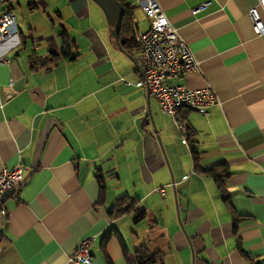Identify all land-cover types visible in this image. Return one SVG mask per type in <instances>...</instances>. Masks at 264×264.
Returning a JSON list of instances; mask_svg holds the SVG:
<instances>
[{
  "label": "crops",
  "instance_id": "0c3cea01",
  "mask_svg": "<svg viewBox=\"0 0 264 264\" xmlns=\"http://www.w3.org/2000/svg\"><path fill=\"white\" fill-rule=\"evenodd\" d=\"M140 1L125 3L145 30ZM158 1L199 62L182 82L220 99L207 115L182 114L200 166L226 165L225 192L194 170L173 117L136 85L140 51L120 49L94 0H13L18 33L0 44V172L25 170L5 202L0 264H77L71 255L88 236L92 264H138L144 244L162 251L156 264H264V35L249 15L264 10L259 0ZM63 38L72 57L55 58ZM124 195L147 219L110 216ZM109 229L127 254L118 235L104 252Z\"/></svg>",
  "mask_w": 264,
  "mask_h": 264
},
{
  "label": "built area",
  "instance_id": "2783aa9c",
  "mask_svg": "<svg viewBox=\"0 0 264 264\" xmlns=\"http://www.w3.org/2000/svg\"><path fill=\"white\" fill-rule=\"evenodd\" d=\"M8 1L9 4L0 10V44L18 33V14L13 0H0V5ZM259 3L264 10V0H259ZM140 5L149 19V27L145 30L135 28L134 38L140 47L138 66L142 73L136 85L153 95L161 111L173 117L181 131L182 141L188 143L189 130L177 118L179 111L194 109L207 115L212 106L220 105V99L211 86L196 89L182 82L189 72L199 68L193 50L171 23L158 0H141ZM206 5H200L193 11L197 12ZM249 15L255 33L264 35V19L259 8L253 7ZM24 170L22 164H17L0 172V225H4L9 217L5 202L10 196L18 195ZM157 190L165 193L164 187ZM92 242L90 236L81 239L71 260L77 264H92Z\"/></svg>",
  "mask_w": 264,
  "mask_h": 264
},
{
  "label": "trees",
  "instance_id": "16d2710c",
  "mask_svg": "<svg viewBox=\"0 0 264 264\" xmlns=\"http://www.w3.org/2000/svg\"><path fill=\"white\" fill-rule=\"evenodd\" d=\"M119 2L122 4L125 13L122 19L121 23V29L119 33V39L121 42L125 41L123 43V48L129 49L133 46L139 49L140 47L135 41L134 34H135V23H134V13L133 9L130 7L129 4L125 3V0H119ZM65 35V32L62 33V36ZM63 44H62V52L60 54H56L55 58L60 57H72V51L70 43L67 41V38H63ZM59 60V59H58ZM192 109H182L179 111L177 118L181 120L182 122H185V114H182L183 111H189ZM185 112V113H186ZM189 130L188 134V145L190 147L193 163H194V170L198 173H202L208 176H211L215 178L217 181L220 189L225 192V189H223V181L222 178L225 176L227 168L226 165H218L216 167H212L210 169H203L200 166V157L199 152L196 147V141L193 139L194 132ZM98 178L100 179V186H101V193H102V200L104 199V194L106 192V184L105 181L102 180L99 175ZM109 213L111 217H116L120 215H124L127 213H134L135 217L134 220L139 223L143 220L147 219L148 217V210L147 208L142 204L140 200H137L135 198H132L130 195H124L120 198H118L114 204L109 208ZM236 220H239V216L235 214ZM237 227V226H236ZM114 235H118L120 239V243L122 246V249L124 251V254H127L128 249L124 242V239L121 237L120 233L116 229H109L102 238V246L104 248V252H106V245L107 242L110 240L111 237ZM137 254V261L138 264H156L157 262H163V253L160 250H154L151 249L150 246L147 244L142 245L140 248L136 250Z\"/></svg>",
  "mask_w": 264,
  "mask_h": 264
},
{
  "label": "water",
  "instance_id": "95a60500",
  "mask_svg": "<svg viewBox=\"0 0 264 264\" xmlns=\"http://www.w3.org/2000/svg\"><path fill=\"white\" fill-rule=\"evenodd\" d=\"M104 11L108 23L111 26V37L114 38L118 46L122 51H125L123 48V42L119 39V33L121 29L122 19L125 13V10L119 0H94ZM152 124L153 120L151 119ZM158 140L161 142L160 137L157 135Z\"/></svg>",
  "mask_w": 264,
  "mask_h": 264
},
{
  "label": "rangeland",
  "instance_id": "374dc122",
  "mask_svg": "<svg viewBox=\"0 0 264 264\" xmlns=\"http://www.w3.org/2000/svg\"><path fill=\"white\" fill-rule=\"evenodd\" d=\"M143 27H144V29L148 28L149 27V23H147V25L146 26H143ZM182 166H184V164Z\"/></svg>",
  "mask_w": 264,
  "mask_h": 264
}]
</instances>
